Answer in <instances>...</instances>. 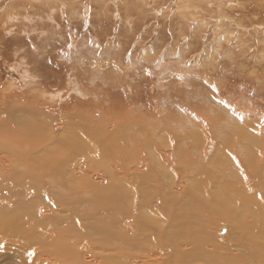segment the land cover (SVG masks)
<instances>
[{"label":"bare ground","instance_id":"bare-ground-1","mask_svg":"<svg viewBox=\"0 0 264 264\" xmlns=\"http://www.w3.org/2000/svg\"><path fill=\"white\" fill-rule=\"evenodd\" d=\"M5 103L0 264H92L83 252L93 247L120 253L99 254L101 264H264V131L245 130L236 138L245 145H230L241 116L226 131L200 124L210 136L193 144L186 132L192 126L169 128L170 121H158L168 119L163 111L140 119L124 111L108 133L74 120L71 107L56 106L62 113L50 115ZM172 128L185 145L169 140ZM104 145L116 150L112 161L102 158L111 150ZM94 159L103 162L92 168ZM93 171L102 175L98 181ZM224 219L233 228L220 239Z\"/></svg>","mask_w":264,"mask_h":264},{"label":"rangeland","instance_id":"rangeland-1","mask_svg":"<svg viewBox=\"0 0 264 264\" xmlns=\"http://www.w3.org/2000/svg\"><path fill=\"white\" fill-rule=\"evenodd\" d=\"M5 102L50 115L71 107L74 120L108 133L124 111L165 114L157 118L169 128L192 126L193 144L241 116L226 141L245 145L236 139L243 131H264V0H0V107ZM105 146L113 153L102 158L112 161L116 150ZM217 227L220 239L233 228L226 219ZM106 248L83 254L92 264L106 253L120 257Z\"/></svg>","mask_w":264,"mask_h":264}]
</instances>
